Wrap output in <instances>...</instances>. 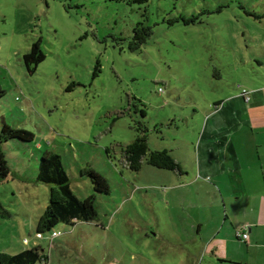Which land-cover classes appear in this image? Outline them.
Segmentation results:
<instances>
[{
    "label": "rangeland",
    "instance_id": "obj_1",
    "mask_svg": "<svg viewBox=\"0 0 264 264\" xmlns=\"http://www.w3.org/2000/svg\"><path fill=\"white\" fill-rule=\"evenodd\" d=\"M138 23L152 34L133 50ZM39 40L46 59L30 73L23 57ZM260 84L264 0H0V135L5 124L34 134L0 146L9 168L0 252L38 248L49 264H212L214 229L197 235L191 215L214 200L193 178L199 131L215 102ZM136 128L188 176L146 159L139 172L127 168L122 151ZM47 152L61 156L80 200L95 196L96 221L37 234L49 204L50 186L37 181ZM85 169L107 180L109 194L95 192Z\"/></svg>",
    "mask_w": 264,
    "mask_h": 264
},
{
    "label": "crops",
    "instance_id": "obj_2",
    "mask_svg": "<svg viewBox=\"0 0 264 264\" xmlns=\"http://www.w3.org/2000/svg\"><path fill=\"white\" fill-rule=\"evenodd\" d=\"M260 85L249 90L250 102L241 93L215 102L199 131L193 178L208 184L214 200L209 209L197 207L191 215L197 235L206 226L214 229L207 240L212 264H264V85ZM237 231L246 233L248 240L237 239Z\"/></svg>",
    "mask_w": 264,
    "mask_h": 264
},
{
    "label": "trees",
    "instance_id": "obj_3",
    "mask_svg": "<svg viewBox=\"0 0 264 264\" xmlns=\"http://www.w3.org/2000/svg\"><path fill=\"white\" fill-rule=\"evenodd\" d=\"M122 1V0H116ZM139 2V0H135ZM177 21H182L186 25L198 22V18H184L180 16ZM151 27L138 23L133 29L131 49L137 50L143 46L151 36ZM24 62L28 72L34 73L39 65L46 59V55L41 48V41L35 42L29 52L24 55ZM100 62L95 66L93 76L100 73ZM4 91L0 88V97ZM141 116L146 117L145 110H141ZM140 131L136 140L126 147H123V160L127 168L133 172H139L143 166V160L146 159L150 166L165 169L168 171H178L182 173L180 164L174 159L168 150L151 151L148 145V138L145 134L146 129L136 128ZM142 132V133H141ZM18 139L25 142L33 141L34 134L28 130L15 129L7 124L2 129L0 135V146L2 141ZM9 168L7 161L0 149V179L8 177ZM83 175L91 180L95 192L98 194H109L107 180L92 169H85ZM37 181L50 186L49 204L39 218L37 225V234L56 233V228L60 225L75 226L78 222H93L98 219V212L95 207V196H90L85 200H80L72 191L70 180L65 172L61 156L52 152L44 154L38 168ZM239 231L236 237L239 240L247 241V237H239ZM49 264V257L41 253L38 248L26 249L18 254L0 252V264Z\"/></svg>",
    "mask_w": 264,
    "mask_h": 264
},
{
    "label": "built area",
    "instance_id": "obj_4",
    "mask_svg": "<svg viewBox=\"0 0 264 264\" xmlns=\"http://www.w3.org/2000/svg\"><path fill=\"white\" fill-rule=\"evenodd\" d=\"M241 96L246 102H250L252 99V93L248 89H245V88L241 90ZM56 235H57V233H53V236H56ZM237 235L239 237H244V238L247 237L246 233H243L240 231L238 232ZM39 236H41V235H39Z\"/></svg>",
    "mask_w": 264,
    "mask_h": 264
}]
</instances>
